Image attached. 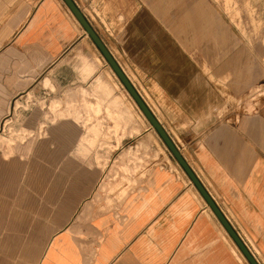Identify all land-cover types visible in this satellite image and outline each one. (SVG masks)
Segmentation results:
<instances>
[{"label": "crops", "instance_id": "0c3cea01", "mask_svg": "<svg viewBox=\"0 0 264 264\" xmlns=\"http://www.w3.org/2000/svg\"><path fill=\"white\" fill-rule=\"evenodd\" d=\"M74 2L225 215L230 221L227 211L235 216L232 224L242 238L248 236L255 256L264 264V103L253 111L237 106L246 104L239 100L243 93L264 84V47L252 36L243 37L226 10L211 0ZM90 40L94 44L64 0H0V123L10 111L13 97L43 75L61 81L65 79L62 70L72 69L74 81L83 84L80 92L87 91L84 87L97 81V72L87 76L97 65L92 53L86 52ZM76 67L80 74L74 72ZM43 82L50 84L47 77ZM128 95L131 100L119 110L125 116L131 109L140 110ZM29 97L30 92L26 100ZM73 100L67 98L66 108L75 117ZM59 103L53 98L49 108L55 111ZM19 106L22 101L16 99L14 113ZM43 107L41 102L21 123L25 127L20 130V142L26 134L38 137L32 144L39 153L26 160V178L31 183L48 179L58 185L64 167V140L71 149L77 132H63L59 125L52 135L44 134ZM10 119L4 120V126ZM35 123L39 126L36 133ZM148 133L153 134L150 130L145 136L137 133L132 150L137 145L140 151L139 144L146 142ZM155 133L159 143L150 141L161 150L155 152L161 163L134 179L130 189L124 184L106 206L94 208L91 202H84L91 206L89 217H83L88 212L80 207L74 218L49 235L35 264H246L242 252ZM80 134L97 139L93 134ZM0 137L9 142L6 150L0 148V166L13 170L16 140L4 133ZM109 138L115 140L113 134L106 136ZM119 138L129 140L130 136ZM23 149L34 148L30 143ZM127 149L122 147L117 154L106 149V157H111L105 163L106 177L115 162L126 166L131 159ZM134 160H130L131 166ZM81 181L79 174L71 185L70 202L81 201ZM100 184L104 186L103 181ZM2 209L0 203V215ZM13 262L11 256L2 258L0 254V264Z\"/></svg>", "mask_w": 264, "mask_h": 264}, {"label": "rangeland", "instance_id": "374dc122", "mask_svg": "<svg viewBox=\"0 0 264 264\" xmlns=\"http://www.w3.org/2000/svg\"><path fill=\"white\" fill-rule=\"evenodd\" d=\"M211 1L226 10L230 17L229 20L238 25L243 37L252 36L259 47H264V0ZM102 31L104 30H100V32ZM86 52H91L97 63L92 71L87 72V76L97 72V81H91L93 86L84 87L87 91L84 89L80 92L83 84L74 81L71 76L72 69L62 70L65 79L61 81L54 75H43L27 91L13 97L10 111L1 120L0 133L13 137L16 142L13 145V170L3 169L0 166V203L3 208L2 215H0V244L2 245L0 254L2 258L11 256L15 264H35L49 235L74 218L75 212L80 207L81 210L84 208V202H91V206L94 208H99L101 205L106 206L111 202L109 198L118 195L125 186L124 184L130 189L133 182L136 183L139 175L141 176L142 173L147 175L154 164L161 163V160L157 158L158 155H155L158 146H153L150 141L154 140L159 143V140L155 138L157 135L153 129H149L147 120L136 105L134 104L138 111L131 109L129 116L120 113V108L127 106L131 99L91 40L90 50L87 49ZM73 70L80 74L77 67ZM45 77L49 79L51 85L43 82ZM28 92H30V97L26 100ZM69 96L74 99L70 103L75 104V117L68 113L66 108ZM53 98L60 100L55 111L49 108ZM16 99H20L23 106H19L14 113L13 105ZM227 99H233V97L227 96ZM239 100L246 103L243 106L238 101L237 106H241L240 110L253 111L264 103V84H259L249 92L243 93ZM41 102H43V111H45L41 116L44 123L41 131L44 134L52 135L59 125L63 132H68L70 129L77 132V139L74 140L71 149H69L70 146L66 139L64 140V167L58 185L48 179L43 181L36 179L35 183H31L27 180L28 177L26 178V160L32 154L37 156L39 153L37 146L32 144L37 141L38 137L36 134H32V136L26 134V139L20 142L19 139L22 135L20 130L25 127L21 123L25 122ZM225 111H228L227 107ZM18 116L19 120L17 121ZM7 117H11V119L4 126L3 123ZM52 118L54 119L52 120ZM33 125L34 132H38V124ZM147 129L152 131L154 136L148 133L146 142L139 144L140 151H137V145L134 148L136 150H132V146L134 147V144L137 143V133L140 132L141 136H145ZM80 133L96 135L97 139H86V136ZM111 134L115 138L114 141L110 138L106 139V136ZM119 135L130 136V139L121 140ZM29 142L34 149H23L25 145L30 144ZM122 147H128L125 152L130 155V160L135 159V162L131 166L129 160L125 167L115 162L106 177L105 163L109 162L111 158L106 157V149L108 148L110 151L112 149V152L117 154L119 149L122 150ZM162 147H164L163 144ZM138 152L139 157L136 154ZM20 153H23V156H20ZM90 168L94 170L90 171ZM79 174L82 177L81 201L73 203L69 201L73 189L71 185ZM101 181L104 182L103 187L100 184ZM121 193L120 196L125 194V191ZM64 199L65 202H62ZM91 206L87 208L89 209L88 214L83 213V217H89ZM223 208L226 210L224 206ZM11 212L13 215H10ZM227 213L231 222L235 223V216L230 211ZM244 236L243 239L256 255L254 244L247 235Z\"/></svg>", "mask_w": 264, "mask_h": 264}, {"label": "water", "instance_id": "95a60500", "mask_svg": "<svg viewBox=\"0 0 264 264\" xmlns=\"http://www.w3.org/2000/svg\"><path fill=\"white\" fill-rule=\"evenodd\" d=\"M71 12L74 14V16L77 18V20L82 25L85 33L89 35V37L92 39L94 44L97 46L99 51L101 52L102 56L105 58L107 63L110 65L112 70L117 75L118 79L122 83V85L125 87L127 92L131 95L133 100L136 102L137 106L140 108L141 112L144 114V116L147 118V120L150 122L152 127L155 129L163 143L166 145L172 156L176 159V161L179 163V165L182 167V169L185 171V173L188 175L192 183L195 185V187L198 189L202 197L205 199L206 203L209 205L219 222L223 225L229 236L232 238V240L235 242L239 250L242 252L246 260L249 262V264H261L255 254L252 252L250 247L247 245L245 240L242 238V236L239 234V232L236 230L232 222L229 220V218L225 215L223 210L220 208V206L216 203V201L213 199L212 195L209 193V191L204 187V185L201 183V181L198 179L196 174L193 172L191 167L188 165L184 157L181 155L180 151L176 147L175 143L167 133V131L164 129V127L161 125V123L157 120L147 103L144 101L140 93L137 91V89L134 87V85L131 83V81L128 79L122 68L119 66L117 61L115 60L114 56L111 54L109 49L107 48L106 44L103 42L101 37L98 35V33L95 31V29L91 26L83 12L80 10V8L76 5L74 0H64Z\"/></svg>", "mask_w": 264, "mask_h": 264}, {"label": "bare ground", "instance_id": "6f19581e", "mask_svg": "<svg viewBox=\"0 0 264 264\" xmlns=\"http://www.w3.org/2000/svg\"><path fill=\"white\" fill-rule=\"evenodd\" d=\"M3 140V137H0V148H3L4 150H6L8 147H9V142H6L5 143V141H2ZM2 162H4V160H2ZM89 207V203H87V204H85V206H84V210L86 211V212H89L88 210L89 209H87ZM87 209V210H86ZM73 227V226H72ZM241 255V254H240ZM242 259H243V261H246L247 262V260H246V258L244 257V255L242 256Z\"/></svg>", "mask_w": 264, "mask_h": 264}]
</instances>
